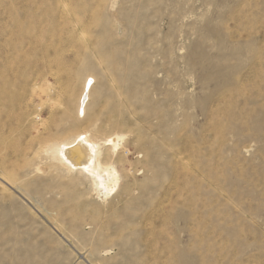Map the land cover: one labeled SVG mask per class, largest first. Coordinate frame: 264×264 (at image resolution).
<instances>
[{
	"label": "rangeland",
	"instance_id": "rangeland-1",
	"mask_svg": "<svg viewBox=\"0 0 264 264\" xmlns=\"http://www.w3.org/2000/svg\"><path fill=\"white\" fill-rule=\"evenodd\" d=\"M0 176V264H264V0H0Z\"/></svg>",
	"mask_w": 264,
	"mask_h": 264
},
{
	"label": "bare ground",
	"instance_id": "bare-ground-1",
	"mask_svg": "<svg viewBox=\"0 0 264 264\" xmlns=\"http://www.w3.org/2000/svg\"><path fill=\"white\" fill-rule=\"evenodd\" d=\"M83 96V95H82ZM84 104V105H83ZM87 108V105H85V102L82 101L81 97V102L79 109L84 112ZM122 137V136H121ZM119 140V137L113 138V137H108L106 140L107 144H111L112 148H107L109 152H114L116 148H118L117 143ZM106 150V149H105ZM101 147H97L96 143L92 142L90 139H88L85 135L82 136H74L73 141L65 143L62 146H59L58 144H55L51 149H50V154L53 158L56 159H62V160H67L69 163L72 164H78L81 167H86L88 169H95L97 168V160L96 156L97 155H104V152ZM63 157V158H62ZM113 172L110 173L114 178H118V172L116 171L115 168L112 169ZM5 183H7L9 186L13 187L12 180L8 177H1ZM104 190L108 192V186L104 182L103 183Z\"/></svg>",
	"mask_w": 264,
	"mask_h": 264
}]
</instances>
